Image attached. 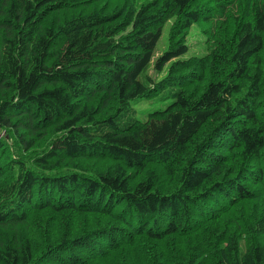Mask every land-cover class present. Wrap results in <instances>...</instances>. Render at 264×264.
Listing matches in <instances>:
<instances>
[{"label":"trees","instance_id":"16d2710c","mask_svg":"<svg viewBox=\"0 0 264 264\" xmlns=\"http://www.w3.org/2000/svg\"><path fill=\"white\" fill-rule=\"evenodd\" d=\"M0 264H264V0H0Z\"/></svg>","mask_w":264,"mask_h":264},{"label":"rangeland","instance_id":"374dc122","mask_svg":"<svg viewBox=\"0 0 264 264\" xmlns=\"http://www.w3.org/2000/svg\"><path fill=\"white\" fill-rule=\"evenodd\" d=\"M168 29L169 26L167 25L164 29V33L161 36V39L157 45L156 51H155V57H159L161 53L163 52L165 46H166V41L168 40ZM200 29L197 27H193L191 29V33L188 36V41L190 44V49H189V54H197V55H202L206 53V44L204 37L200 33ZM149 74L154 78L158 79L160 78L164 73L159 74L155 71L153 65H151V68L149 70ZM152 100L147 99V98H141L138 102H136L135 106L139 111V116L142 118H145L148 114V109L151 108L152 106ZM4 131L2 132V134Z\"/></svg>","mask_w":264,"mask_h":264}]
</instances>
